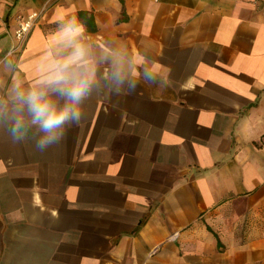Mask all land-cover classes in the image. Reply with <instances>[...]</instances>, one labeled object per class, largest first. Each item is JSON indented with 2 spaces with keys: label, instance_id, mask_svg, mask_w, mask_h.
I'll return each instance as SVG.
<instances>
[{
  "label": "crops",
  "instance_id": "0c3cea01",
  "mask_svg": "<svg viewBox=\"0 0 264 264\" xmlns=\"http://www.w3.org/2000/svg\"><path fill=\"white\" fill-rule=\"evenodd\" d=\"M46 1L0 0V98L48 73L73 19L96 84L44 152L0 122V264H264V0H50L7 55ZM114 54L131 94L111 90ZM156 66L166 89L142 78Z\"/></svg>",
  "mask_w": 264,
  "mask_h": 264
},
{
  "label": "clouds",
  "instance_id": "9594fccd",
  "mask_svg": "<svg viewBox=\"0 0 264 264\" xmlns=\"http://www.w3.org/2000/svg\"><path fill=\"white\" fill-rule=\"evenodd\" d=\"M84 31L75 19L62 24L53 37L55 55L60 58L51 60L48 73L30 88L15 84L7 100L0 98V122H10L14 142H22L28 130L34 129L35 148L44 152L81 125L82 104L96 84L95 64L90 62L88 46L82 42ZM65 50L67 55H61ZM111 64V90L116 94L125 88L127 94L134 92L140 74L128 69L119 54L111 56ZM142 78L160 89L170 84L162 66L145 68Z\"/></svg>",
  "mask_w": 264,
  "mask_h": 264
},
{
  "label": "built area",
  "instance_id": "2783aa9c",
  "mask_svg": "<svg viewBox=\"0 0 264 264\" xmlns=\"http://www.w3.org/2000/svg\"><path fill=\"white\" fill-rule=\"evenodd\" d=\"M49 3L50 0H47L39 9L33 10L26 15H20L16 18L17 26L14 30L13 43L7 55H20L24 51L32 29L39 22Z\"/></svg>",
  "mask_w": 264,
  "mask_h": 264
}]
</instances>
